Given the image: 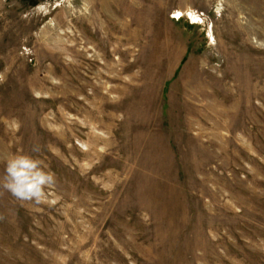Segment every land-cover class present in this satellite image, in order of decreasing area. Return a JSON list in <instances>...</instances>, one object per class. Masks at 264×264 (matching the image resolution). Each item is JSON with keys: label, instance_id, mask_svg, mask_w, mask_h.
I'll use <instances>...</instances> for the list:
<instances>
[{"label": "rangeland", "instance_id": "374dc122", "mask_svg": "<svg viewBox=\"0 0 264 264\" xmlns=\"http://www.w3.org/2000/svg\"><path fill=\"white\" fill-rule=\"evenodd\" d=\"M13 153L0 264H264V0H0Z\"/></svg>", "mask_w": 264, "mask_h": 264}, {"label": "clouds", "instance_id": "9594fccd", "mask_svg": "<svg viewBox=\"0 0 264 264\" xmlns=\"http://www.w3.org/2000/svg\"><path fill=\"white\" fill-rule=\"evenodd\" d=\"M33 153L40 148L33 146ZM42 159L27 153H13L5 160V171L0 177V188L9 192L20 201L44 203L47 200L46 189L55 183V175Z\"/></svg>", "mask_w": 264, "mask_h": 264}]
</instances>
